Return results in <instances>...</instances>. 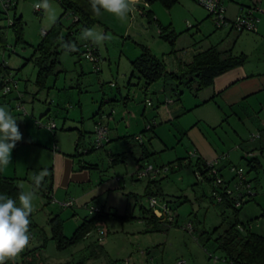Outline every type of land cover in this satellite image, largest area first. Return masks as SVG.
<instances>
[{"label":"rangeland","instance_id":"rangeland-1","mask_svg":"<svg viewBox=\"0 0 264 264\" xmlns=\"http://www.w3.org/2000/svg\"><path fill=\"white\" fill-rule=\"evenodd\" d=\"M39 2L40 0H17L16 11L17 14L22 15L24 22L23 42L16 44L12 31L10 30L8 32V45L12 47V52L10 56L6 54V59L10 63L11 73L18 79V88L14 84V91L6 95L4 101L0 97V106L6 107L17 119V124L22 134H24L22 132L23 128L26 130L28 142H17L15 148L12 150V162L2 172L5 175L17 177L15 180L19 182V185L25 192L33 190V177L36 174H44L43 181L39 188L35 190L36 194L33 199L34 211L31 213L32 218L30 221H35L38 223L39 228L41 227L46 232H49V216L52 217L51 214L62 213L61 219L65 223L64 234L70 237L76 228L75 221H71V209H61L59 207V200H55L52 196H46L42 193L44 190L46 191L51 183V155H48L46 150H52V147L56 145L53 139L57 141L58 138L60 143L62 141L63 144L57 145L59 149H63L64 147L65 149L74 148V144L71 142L72 134L68 131L61 132L59 128L62 117H66V113H69L70 116L73 114L78 115L80 109L84 110L85 115L91 111L94 112L103 97L108 98V96L112 97L113 95L117 98L116 101H110L113 106L112 108H115L119 112L125 104L124 99L128 88L129 75H126L125 78L124 76H117L116 69L127 67L126 57L135 55V50L139 48L138 44L140 42L146 43L152 49H156L158 53H162L163 48L161 49V47L163 45L167 46V49L164 50L165 54H160L165 68L169 71L179 70L180 67L184 66V63L192 59V48L196 45L191 38L192 34L195 33L196 26H194L195 20L194 16L190 14V9L196 12V15L197 12L201 14H208V12L203 6L196 3L197 1L189 4L190 6L183 5L179 2V4H175L170 9L164 8L159 2L153 3L161 11L159 15L160 20L162 19L165 24L169 23L170 20L174 21L172 25L176 27V30H174L177 36L174 44H171L169 41H165L159 37L157 33L158 28L153 21L150 23L146 19L140 20L144 17L141 16L140 11L136 8L132 9L124 21L102 10L97 17V23L89 28L103 32L111 37L110 40L105 41L102 45L97 46L94 44L102 57L101 59L111 57V61L103 60L104 68L100 71V66L98 65L100 61L99 56H97L98 61L96 64L98 70H94L92 62L78 53H66L59 44L58 57L62 67L61 69H64V72L59 74L57 87L64 86L62 87L64 89L56 91V89L47 88L40 91V93L43 92L44 94L47 91L50 92L47 98L44 94V96L41 95L39 91L36 93L38 89L34 84V79L37 69L33 62L29 61L26 63V59L33 52L32 46L36 45L42 39L41 32L43 30L50 29L56 23L57 19L61 17L63 36L67 32V27L69 22L72 21V17H69L70 13L62 14V7L58 0H49L57 17L55 23H50L47 14L42 9L38 13L35 12L34 4ZM213 19L212 15L209 16V20H212L216 27ZM4 23L5 21L0 17V25ZM130 26L137 27L138 30H135L133 27L129 30L128 28ZM80 35L81 33L77 34L75 40L78 43V48L81 50L80 44L86 40L80 39ZM71 42L76 46L74 40ZM188 43L191 44L188 45ZM237 45L240 44L237 43ZM253 59L255 58L253 57ZM251 61L255 62L256 59ZM90 64L92 66L91 70L90 68L87 69ZM81 67H83V74L80 73ZM53 82L54 80L49 82L51 83L50 85ZM25 84L27 94L23 98V103H20V107H18L19 103L15 99H12V96L16 92V89L22 91ZM162 84V81H158L148 88V96L152 98L154 105L156 104V98L158 96L152 94V90H159L158 95H162ZM169 86L166 85L165 90H169L170 92L171 89ZM129 88L131 91L129 97L131 100L130 104L140 109V105L143 106L142 99L139 101V97L135 96L137 94L134 95V93L141 92L142 89L136 87V85H130ZM181 89L183 90V94H181L182 100L185 104L192 103L197 97L196 95L193 96L184 85L181 86ZM200 94H198L197 99L201 100ZM52 97L56 99V102H52ZM146 104L150 105V101L146 100ZM104 107L110 108L111 105L104 103ZM167 107L166 103L158 105L159 112L155 116L153 130L159 134L158 136L162 138V141L153 135V138H155L153 142L157 145L155 148L158 149L151 159V164L154 168H161V163L164 162L167 169L164 170L161 168V171L157 174L158 177L155 181V186H151L150 189L153 194L159 193L160 196L166 195L167 200L169 198L172 199L170 202L176 200V202H172V206L175 217L177 218V213L180 216L178 218L179 227L177 225H169L166 231H144L143 225L137 219H120L115 216L109 217L104 222H100L97 228L93 229L90 232L91 235L84 241L81 240L80 246L75 247L79 242L63 251H59L56 249L54 241L48 240L46 247L42 251V255L47 264L65 263V259H67L66 262L71 260L76 264L80 261V264H178V261L181 260L185 262L184 264H228L223 259V252L215 247L214 236L207 238L206 234L204 235L202 232L203 230L210 232L214 227L222 224L219 229L220 231L224 227L225 221L232 219V212L225 207L227 209L226 213L221 214L220 208L223 206L213 195L212 186L204 179V176L199 174L200 169L195 171L198 168L196 159L198 154L194 153V148L188 146L189 141L183 127L195 122V118L200 117L199 115L201 113H203V117H209V121L212 124H208L205 128L208 131L207 135L209 139L213 142L214 146L218 143L222 148L223 142L227 151L218 152V155L206 161L207 163L215 162L213 171L220 168L219 171L223 174L221 175L222 179L229 180L232 178L229 180V186L232 188L238 180L237 175L233 179L235 167L242 168L241 170L243 172H247L244 160L242 161L243 163L241 162L242 164H240L239 160V155L242 151L236 145H233V131L227 124L228 122L226 123L228 118L230 123L238 124L239 120H236L232 114H228L227 117L225 116L226 120L224 121L220 120L221 118H213L210 114H207L206 107H196L184 112L178 117L165 120L163 116L166 114L165 109ZM147 108L148 114L149 106ZM103 109L106 110V108ZM49 114H51L50 117L52 118H47ZM250 118L245 124L247 130L245 137L247 136L248 142H252L251 134L257 133L256 128L259 123L257 115L253 114ZM35 119L39 120L41 125H38ZM23 120L24 125L22 124ZM47 120L54 122L57 128L51 129L47 125ZM132 125L131 123L129 128L126 129L124 127L125 123L122 122V127H124L123 131L129 130L134 132L136 130L135 132H137L140 130V128L137 129V126L132 127ZM66 126L71 127L70 122ZM54 132L57 138H54ZM151 132L145 131L142 133L143 140L146 143L148 142L147 137H149ZM44 140L50 141V146H46L48 147L46 149L39 146V144H34ZM163 143L166 145V148ZM106 146L104 145L105 148H109V146ZM104 147L95 149L87 155H84L87 157V161L97 162L99 164V169L93 172L97 177L100 173H108L117 169L116 167L110 166V160ZM110 147V149L113 148L112 146ZM135 147L139 148L138 145ZM218 148L220 149V147ZM228 151L230 153L232 151L230 158L236 161V163L232 162L227 164L224 167L226 170L223 173L221 171L223 170L222 164H224V160L228 157ZM177 157L181 158L176 159ZM179 163L181 164L180 166ZM262 165L264 167V157H262ZM128 166L132 167V163L129 162ZM119 168L123 169L124 166L122 165ZM120 169L117 170L120 171ZM46 171H48L47 177H45ZM135 172L138 177L137 171ZM245 176L249 183L242 181L240 182V186H237V189L244 192L242 194L244 199L251 197V200L243 202L241 205L239 209L241 214L238 221L244 222L245 225L250 224L253 232L262 233V231L264 232V218H254V215L264 211V169L258 181L260 182L257 187L258 190H255L253 180L250 179L249 174H245ZM138 178L140 179L131 180L128 178L125 190L123 189L121 192L112 193L116 197L115 204L111 208L113 213L128 215L133 211L134 207H136L135 212L132 213H137L139 206H134L135 201H141L144 208H149L148 197H144L143 193L146 179H150V177ZM130 190L135 193L137 191L138 196L134 198L133 195H128L127 192H130ZM17 205L19 206V200H17ZM64 211L65 213H63ZM78 213L79 221H81L86 212L78 210ZM256 221L258 222L256 223ZM188 223H190V228L185 227ZM98 227L103 228L106 234L103 236L99 235ZM35 233L38 234L36 230ZM97 237L99 240L96 239ZM93 240H95L94 243L96 242L97 245L92 248V251L87 250L88 247L82 248V246L89 244ZM73 253L74 255L72 256ZM6 264H21V254L14 260L7 261Z\"/></svg>","mask_w":264,"mask_h":264},{"label":"crops","instance_id":"crops-1","mask_svg":"<svg viewBox=\"0 0 264 264\" xmlns=\"http://www.w3.org/2000/svg\"><path fill=\"white\" fill-rule=\"evenodd\" d=\"M196 1L197 0H180L179 2H181L183 5L190 6L189 4ZM179 2L177 4H179ZM223 3H224V7L226 8L225 15L227 19L234 18L240 12V7H247V6L251 7L254 4H257L264 8V0H223ZM134 8L138 10L141 9L145 10L146 14L145 13L141 14V16H143L144 18H141L140 20L146 19L150 23L153 21L158 28L157 29L158 34H159V26H158L159 24L161 25L170 24L173 27V29L176 30L175 25H172L174 23L173 20H170L169 23L165 24V22L162 21V19L161 20L159 19V15L161 14V11L154 4L151 5L145 4L142 0H140V2ZM253 13L256 16L255 18L258 19L257 31L236 32L232 30L229 26L216 28L212 20H209L208 14L205 13L201 14L197 12L196 15V12L190 9V14L194 16V20H195L194 26H196L195 33L193 32L194 34H192L191 37L193 43L196 44L195 47L192 48L193 52L191 53L192 54L191 58H193V56L197 52L205 50L211 47L212 45H216L220 50L229 51L232 54H235L236 56L240 53L246 55V60L242 65L230 68L227 71L217 75L213 79V82H211L212 84L207 88L199 91L196 94L188 90L189 92L192 93L193 96L196 95L197 97L198 94L201 93L200 94L202 98L201 100L197 99L196 97L192 101V103H189L187 105L182 100V95H181V99L179 100V102L167 103V100H169L172 95L169 92V90L168 91L165 90L162 84V95L160 96L158 95L159 90H156L154 88L153 89L155 91L152 90V94H156L155 96H158L156 98V104L154 105L152 98L148 96L149 95L147 92L148 90L144 91L140 87V85H137L136 87H139L140 89H142V91L141 92L138 91V93H134V95L137 94L135 96H138L139 101H141L142 99L143 102V106L140 105L141 108L138 109L137 107H135V105L130 104L131 100L129 97L131 91L129 86L130 84H132L133 81H135V79L132 78L130 81L128 80V84H127L128 88L126 90V96L124 99L125 104L124 107L121 110H119V112H117L115 108H112L113 106L110 101H116L117 98L115 95H113L112 97L108 96V98L103 97L99 102L98 107L95 108L94 112L91 111L89 112V114L85 115L84 110L80 109V113L78 115L73 114L72 116H70L69 113H66V117H62L60 121L61 125L59 128L61 132L68 131L70 134H72L71 142L74 144V148L77 139L80 137L82 138L81 149L79 152L81 153V155L78 156L80 158L74 157L73 156L74 148L65 149L64 147L63 149H59L57 145L61 144L62 141L61 143L59 142L58 138L56 137V133L54 132L53 136L54 138H57V141L53 139V142L56 143V145L52 147V150L49 149H48L49 151L46 150L48 152V155H51V162H52L50 166V170H52L51 181H50L51 183L46 190L48 191L49 195L52 196L53 199L59 200L60 202L59 207H61V209L63 208L71 209L72 211L71 221L73 222L75 221L76 227L82 222L83 219L85 218L87 219L91 216L88 208L90 206L99 207V208H103L104 210L111 211V208H113L116 201V197L115 195L113 196L112 193L121 192L123 189L125 190L127 187L128 178H130L131 180L140 179L136 176L135 171H137L141 165H144L146 163H151V159L154 153H156L158 149L155 148L157 145L155 144V142H153V139H155L153 138V135H155V137L157 136L158 138H160L158 136L159 134L155 133L156 131L153 130L155 125L151 130L152 131L151 134L149 135V137H147L148 142L146 143L144 140L142 141L143 143L142 146L145 147L146 149V151L142 152V154L140 152L139 144H138L139 148H136L135 146L137 144L134 141H131L130 139L128 140L126 139L127 141L126 144L125 138L128 136H136L137 134L142 132L144 126L149 121H154L156 119L155 116L159 112V108H158L159 104L166 103V105L168 106L165 109L166 114L163 116L165 120L178 117L184 112L196 107H206L207 114H210L213 118L216 117L221 118L220 120L223 121L226 120L228 114H232L236 120H239L238 124L230 123L228 121L229 118L226 120V123L228 122L227 124L231 127L233 131V135H234V137L232 138V141L234 142L233 145H236L237 148L242 151L241 154L239 155L240 164H242L243 163L242 161L244 160V165H246L245 160H246V156L249 155V154L247 155L249 150L256 148V146L259 144H261L264 147V137L260 143L257 142V140L256 141L253 140L255 141V142L252 141L253 143L248 142L247 136L245 137V135L247 134L245 124L247 120L251 119L250 117H252L253 114L257 115V119L259 122L256 129H258L261 126V122L264 120V12L261 13L258 11H254ZM70 23L71 21L69 22V24ZM132 27L133 26H130L128 29L130 30ZM133 28L135 30H138L137 27H133ZM237 43H239L240 45H237ZM139 44H142L147 48H149L150 51L160 59H161L160 54L162 55L165 54L164 50L167 49V46L163 45L161 47V49L163 48L162 53H158L156 49H152V47L147 45L146 43L140 42ZM189 44L191 43H188V45ZM135 52H136L135 55L133 54L129 57L128 56L126 57L127 67L125 66L123 67V69L120 68L116 69L117 76H124L125 78L126 75H129L130 77L132 71L131 61L140 54V49L137 48ZM33 53L34 51L32 52L31 56H33ZM97 53L100 61L98 62V65L100 66V71H102V69L104 68L102 61L103 60L111 61V57H108L107 59L105 58L101 59L102 57L99 54L98 50ZM253 57L256 59L255 62L251 61V60H255L253 59ZM89 68L90 70L92 69L91 64L87 69ZM80 73L83 74V67H81ZM57 79L53 82L52 87L50 89L53 88L56 89V91L57 90L60 91L61 89H64L62 88L64 86L58 88ZM18 90L16 93H14L12 99L16 98V96L18 95ZM38 91L39 90H37L36 93ZM19 92L22 94V98H24L25 95L27 94L26 84L24 85L22 91L19 90ZM40 94L43 95L44 93L42 92ZM44 95L48 98L50 92L47 91L46 94ZM52 99H53L52 100L53 103L56 102V99H54L53 97ZM146 100H150L151 104L147 105ZM104 103L110 104L111 107L110 108L104 107ZM147 106H149V111H150V113L148 111V114H147V109H148ZM103 108H106V110H104ZM50 116L51 114H49L47 118H52ZM199 116L200 117L195 118V122L190 123L186 127H183V129L185 130V134L187 135L189 141L188 146L194 148L198 156H200L202 160H210L214 156L218 155L217 154L218 152L221 151L224 152L227 150L223 142H222L223 148L219 146L220 144L218 143L214 146L213 142L209 139L207 135L208 131H206L205 129L208 126V124L210 125L212 123L211 121H209L210 120L209 117L207 116L203 117L204 116L203 113H201V115ZM98 119L102 120L109 128L110 141L109 143L106 144L107 145L106 147L109 146V148L104 147V149H106L107 151L110 160V166L114 168L116 167L118 170L120 169L119 167H121L122 165L124 166V168L120 169V171L114 169L112 172H108V173L105 172L103 174L100 173L97 177L93 172L99 169V164L97 162L87 161L86 159L87 157L84 155L88 154L87 151L91 147L92 132L94 130L95 123ZM48 121L49 120H47V122ZM68 122H70L71 127L66 126ZM122 122L125 123L124 127L126 129H128L130 124L132 123L133 124L132 127L137 126V129L140 128V130L137 132H135L136 130L134 132H131L129 130L123 131L124 127H122ZM22 124L24 125V120ZM22 132L24 134H22V140L19 142L20 143L28 142L27 133L24 128ZM161 139L162 138H160L159 140ZM34 144H39V146H42L46 149L48 148L46 146H50V141L44 140ZM110 146H112L114 149L113 148L110 149L111 148ZM164 146L166 148L165 144ZM217 146L220 147V149ZM121 152H125V155L122 158L115 160V157ZM231 153L230 151L227 152L228 157L227 159L224 160V164H222L223 170L221 171L223 173L226 170V168L224 169V167H226L227 164L232 162L236 163V161L231 160L232 159L230 158L232 155ZM258 157L262 163V157H264V152L261 156ZM178 158L181 157H177L176 159ZM129 162L132 163V167L128 166ZM161 164L164 165V162H162ZM258 169H259L258 172L250 171L249 173H247L249 174L250 179L253 180L255 190H258L257 187L260 183L258 181L261 172L264 169L263 165L261 168ZM45 174H46L45 177H47L48 171H46ZM0 175L6 177H13L7 174L5 175V173H3L2 170H0ZM157 177L158 175L152 176L150 179H146V184L144 185V193L152 192L150 188L151 186L153 187L155 186V181L157 180ZM41 192H42V187H41ZM127 193L128 195H133L134 198L138 196L137 191L135 193L134 191L130 190V192ZM165 198L167 199V196ZM68 200L73 201V205L71 207H64L61 205V203ZM170 200L172 199L169 198V202ZM172 202H176V200L171 201L170 203L172 204ZM258 204L260 205V203ZM136 205L139 206L138 212L132 213L135 212L134 210L136 207H134L133 211L128 215L134 217L132 219H137V221L143 225L144 231H157V232L166 231V230L157 229L159 228L156 224L158 221H153L152 219H150L149 216L150 214L147 212L148 208L147 209L144 208L141 201H135L134 206ZM78 210H83L86 212V214L83 215L81 221H79ZM63 213H65V211ZM56 214H58L60 218L63 215L62 213H56ZM240 214L241 212H239V216ZM53 215L55 214H51V216ZM176 216H177V221L172 225H177V227H179L178 218L180 216L178 213ZM254 216H255L254 218L256 217L264 218V211L260 213H256V215ZM31 218L32 215L30 219ZM257 222L258 221H256V223ZM36 224L38 226V223ZM64 226L65 223L63 220V233L65 232ZM247 226L253 232L252 226L250 224L249 225L247 224ZM98 228L101 229V227ZM44 231L47 234V236H50V229L49 232H46L45 229ZM202 233H204V235L206 234L207 238L216 236L215 233L209 234L210 232H206L204 230ZM30 234L32 235V237L30 238L28 247L32 248L39 244V241L41 240L40 239L41 234L40 233L36 234L35 230L31 231ZM258 234L264 236L263 231L262 233H258ZM89 235H91V233L87 234V236L83 238L82 241H84ZM96 239L99 240L98 237ZM94 241L95 240L90 241L89 244L82 246V248L88 247L92 249L94 246L97 245V243L96 242L94 243ZM80 245H81V241L75 247ZM59 251H63V250H59ZM73 255L74 253L72 254V256ZM66 260L67 259H65L64 262H66ZM226 263L234 264L229 261H226ZM45 264L47 263L45 262ZM60 264H63V262H60Z\"/></svg>","mask_w":264,"mask_h":264},{"label":"trees","instance_id":"trees-1","mask_svg":"<svg viewBox=\"0 0 264 264\" xmlns=\"http://www.w3.org/2000/svg\"><path fill=\"white\" fill-rule=\"evenodd\" d=\"M61 7H62V14L70 13V17H72L71 23L67 27V32L65 35L62 36V21L61 17L57 19L56 23L48 30H41L42 32V39L33 47V56L26 59V63L31 61L33 62L34 66L36 67V75L34 79V84L37 89L44 90L47 88H51L50 85L52 80L55 81L60 73L64 72V69H61V64L59 60V50L58 46L60 44V39L62 38L63 41L73 43L72 40L75 41L76 44V51L71 53H78L83 55V45L90 42L84 41L81 46V50L78 48V43L76 42V35L80 34L81 31L85 28H89L97 23L98 15H94L91 11L90 5L88 0H58ZM145 4H153L159 2L164 8L170 9L175 4H177L180 0H142ZM198 3V2H197ZM34 10L36 13L40 12L41 10ZM17 7V0H0V17L5 21L3 25H0V88L6 82L12 79V81H18V79L11 73V67L6 59V54L10 56L12 52V47L8 45V32L11 30L16 44L23 42V28L24 22L22 20V15L17 14L16 11ZM143 13L146 14L145 10L142 9ZM208 16H211L208 13ZM227 19V17L225 18ZM231 21L232 19H227ZM216 25V24H215ZM159 37H161L165 41H169L171 44H174L175 38L177 36L175 30L170 24L161 25L159 24ZM229 26L232 30H234L230 25H223L220 27ZM217 28H220L216 26ZM235 31V30H234ZM248 31V30H241ZM249 31V32H256ZM238 32V31H236ZM92 43V42H91ZM93 44V43H92ZM94 45V44H93ZM140 49V54L131 61L132 71L129 77V81L134 78L135 81L132 82L130 85H140V87L147 91L148 88L158 81H162L163 87L165 88L166 85H170V93L171 97L167 100V103L170 102H179L181 99V94L183 90L181 86L184 85L186 89L193 92L194 94L198 93L199 91L207 88L213 82V79L227 71L230 68L242 65L246 60V55L243 53L232 54L229 51H222L216 45H212L211 47L197 52L193 58L184 63L183 67H180L179 70H166L165 64L163 63L162 59L158 58L154 55L149 48L142 44H138ZM7 52V53H6ZM97 49L95 46L94 56L96 58L95 61L89 60L88 61L93 63L94 70H98V66L96 62L97 59ZM51 79V80H50ZM10 82V81H9ZM131 83V82H129ZM18 84V83H17ZM18 88V87H17ZM18 89H16L17 92ZM14 90H10L7 93H2L0 89V97L4 98L9 93H12ZM15 92V93H16ZM17 103H23L22 94L18 90V95L14 98ZM150 101V100H149ZM148 103V102H147ZM149 104V103H148ZM151 104V101H150ZM35 122L38 123L39 120L35 119ZM50 122V121H48ZM47 122V123H48ZM98 122H101L107 128L108 132V141L104 142V144L99 147H94V133H95V126ZM55 124V123H54ZM155 125L154 121H149L145 126L142 132L137 134L136 136H140V139L136 138V136H128L125 138V143L127 142L126 139H130L140 145V152H145L146 149L143 147V137L142 133L145 131H151L153 126ZM94 130L92 132V141L91 147L87 151V153L94 151L95 149H100L104 147L110 141L109 137V128L108 126L100 119H98L95 123ZM53 129V128H51ZM56 129V125L54 127ZM259 136L254 138L253 133L251 134V140H257V142H261L264 137V128L261 126L257 129V133ZM82 138H78L75 143L74 148V157H78L81 155V141ZM257 143V144H259ZM127 144V143H126ZM138 145V146H139ZM258 151V154L254 153ZM264 152V147L259 144L256 148H253L248 151L245 160V164L247 167V172H243L244 183H249L245 174L249 173L250 171L258 172L259 169L262 167L261 160L258 156H261ZM194 153H197L196 150ZM125 155V152L119 153L115 160L122 158ZM146 157V156H145ZM143 159V158H142ZM197 163L198 168L195 171L200 169V173L204 176L212 189L214 190L215 185L213 184L215 181V175H219L221 177L220 169L216 170V174L211 173L209 170L211 167L207 168V161L202 160L200 156L197 155ZM151 164L146 163L141 165L138 170L143 168L144 166ZM181 164L179 163V166ZM164 166V165H161ZM239 169V167H235ZM236 169L235 173H233V179L236 176ZM242 169V168H240ZM137 170V172H138ZM15 177H6L0 175V194H6L10 198L14 200H19V194L23 190L19 185L18 181L15 180ZM223 187L219 191L222 196V201L219 202L223 207L221 209V214L226 213L227 209L231 210L232 219L226 220L224 227L219 231L222 224L214 227L209 234L215 233L216 236L214 237V241L218 249L223 252L224 258L226 261L232 262L234 264H264V236L256 233H253L250 228L245 225L244 222L238 221L239 219V212L240 207L243 202H248L251 200V197L244 199L243 191H239V189H235L234 192L236 194H227L224 190L230 185L229 180L223 179ZM238 182V180H237ZM236 183V182H235ZM238 185V184H237ZM221 186V185H220ZM240 186V185H238ZM224 188V190H223ZM43 193L48 196V191L44 190ZM158 194V193H157ZM157 194H153L152 192H145L144 197L146 196H156L159 199H163L169 202L165 198V196H160ZM159 196V197H158ZM239 200L241 204L239 206L235 205V202ZM149 206V205H148ZM71 207V206H70ZM94 207V206H93ZM227 209H226V208ZM89 208V207H88ZM99 208V207H97ZM150 215V219L153 221H158L156 224L159 230H167L168 225L166 222L163 221L161 218H157L153 211L148 208L147 211ZM90 217L85 218L82 222L74 229L72 235L70 237L66 236L63 233V220L60 218L58 214L53 215L49 218L48 225L50 229V236H47L44 229L41 227L39 228L37 224L33 221H30L29 232L36 230L37 233H40V241L39 244L29 248L27 247L23 253H21V264H45V258L42 255V251L46 247L48 240H52L55 243V247L57 250H64L69 248L76 243H79L83 238L87 236L93 229L97 228L100 222H104L109 217H118L122 218H134L132 216H125V215H118L117 213H113L110 210H104L103 208H99L97 212H90ZM31 217V215H30ZM177 221V218L175 219ZM162 224V225H161ZM164 226V227H163ZM163 228V229H162ZM102 231L101 236L105 235V231L103 229H99ZM98 230V234H99ZM156 230V229H155ZM100 235V234H99ZM32 237V235H31ZM87 250L92 251L91 248ZM78 262V264H80ZM63 264H76L73 263L71 260L63 263Z\"/></svg>","mask_w":264,"mask_h":264},{"label":"clouds","instance_id":"clouds-1","mask_svg":"<svg viewBox=\"0 0 264 264\" xmlns=\"http://www.w3.org/2000/svg\"><path fill=\"white\" fill-rule=\"evenodd\" d=\"M140 0H88L91 11L99 15L101 11L114 15L117 19H127L132 9ZM37 10H43L50 23H55L56 15L49 0H40L35 5ZM80 39L90 40L99 46L111 39L109 35L85 28L81 31ZM60 47L67 53L76 51L72 43L60 40ZM22 140L17 119L4 106H0V170L6 168L12 162V150L17 142ZM44 174H36L33 177V190L21 191L19 194V206L17 201L6 194H0V264H6L14 260L28 247L31 234L30 215L34 211L33 199L36 189L43 181Z\"/></svg>","mask_w":264,"mask_h":264},{"label":"built area","instance_id":"built-area-1","mask_svg":"<svg viewBox=\"0 0 264 264\" xmlns=\"http://www.w3.org/2000/svg\"><path fill=\"white\" fill-rule=\"evenodd\" d=\"M197 2L199 5L203 6L207 10L208 13L212 15L216 26L220 27L223 25H230L235 31H238V32H240L241 30H248V31L256 30L258 19L255 18L256 16L254 15L253 12L254 11H258L261 13L264 12V8L257 4H254L251 7H248V6L240 7V12L234 18H232L231 21H229L225 19L226 18V15H225L226 8L224 7L223 0H197ZM139 11L141 14H143L142 9ZM94 52H95V46L91 42H88L83 45V55L87 59L95 61L96 58L94 56ZM9 81H6L0 88L2 93H7L10 90H13L14 84L15 86H17V81H12V79H10ZM18 107H20V104L18 105ZM37 124L41 125L40 122H38ZM47 125L50 128L55 127L54 122H48ZM262 127L264 128V121L262 123ZM107 134L108 132H107L106 126H104L101 122H98L95 126L94 141H93L95 148L101 147L104 144V142L108 141ZM258 136H259L258 134L253 135L254 138ZM136 138L140 139V136H136ZM254 153L256 154L258 153V151H255ZM207 165H208L207 168L211 167L209 170L211 173H214V174L217 173L216 169L215 171H213L215 167L214 161L211 163L208 162ZM161 168L164 170L167 169L165 165L162 166ZM161 168H154L152 164H148L144 166L143 168H141L140 170H138L137 175L138 177H150L151 178L152 176H156L161 171ZM236 173L238 177V182H236L232 188L230 186H228L225 190L223 188V190L229 195L236 194L234 190L235 189L237 190V186L241 184L240 182L244 181L243 171L240 168L236 169ZM223 182H224L223 179L219 175L216 174L215 181L213 183L215 185V188L213 190V195L218 199L219 202H221L223 199L222 196H220L221 194L219 193V191L222 189L224 185ZM147 197H148L149 208L153 211V214L157 218L163 219V221L166 222L168 226L176 222L175 220L176 217L173 213V206L170 202L163 200V199H159L156 196L149 195ZM240 204H241V201L239 200L235 202L236 206H239ZM61 205L64 207H70L73 205V201L68 200V201L61 203ZM97 211H99V208L93 207V206L89 207V212H97ZM185 227L190 228V223H188ZM99 234L100 235L102 234L101 230H99ZM184 263L185 262L183 260L178 261V264H184Z\"/></svg>","mask_w":264,"mask_h":264}]
</instances>
